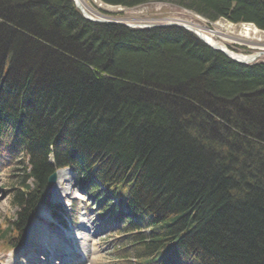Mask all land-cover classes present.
<instances>
[{"label": "trees", "instance_id": "trees-1", "mask_svg": "<svg viewBox=\"0 0 264 264\" xmlns=\"http://www.w3.org/2000/svg\"><path fill=\"white\" fill-rule=\"evenodd\" d=\"M100 1L264 30V0ZM0 158L20 179L0 249L21 244L49 205V175L69 167L114 207L122 264H264V62H235L183 28L0 0Z\"/></svg>", "mask_w": 264, "mask_h": 264}, {"label": "rangeland", "instance_id": "rangeland-1", "mask_svg": "<svg viewBox=\"0 0 264 264\" xmlns=\"http://www.w3.org/2000/svg\"><path fill=\"white\" fill-rule=\"evenodd\" d=\"M85 1L92 10H90L91 12L120 22L148 24L167 22L166 20L169 18H181L246 39L250 44L235 41L226 43L231 44L230 48L245 55L261 52L264 49L252 44L254 42L264 44V30L255 27L253 23L239 22L235 24L222 18L210 21L190 9L169 2L152 1L133 7H123L105 4L99 0ZM262 61H264V51L254 59L252 64ZM12 167H0V225H6V220L12 223L18 216V210L11 205L10 199L11 190L13 187L19 186L18 180L20 179L16 175L19 174V171H12ZM58 177H60V180L57 178L58 185L51 187V200L64 207L66 217L64 225H57V220L50 214L51 218L42 220L46 225L49 221L53 222L51 227H47L48 241L43 240V242L40 238L35 239L29 233L25 244L19 249L11 250L9 253L0 252V264H8L12 258H15L13 264H118L109 248V240L113 232L110 221L105 218L106 214L101 218L90 208L94 202H91V198L86 197L79 189L70 171L62 169L58 172ZM57 195H61L62 198H58ZM44 210L48 214V211ZM39 214L41 215L40 212ZM67 232L73 237H67ZM30 242L32 244L28 245ZM39 245L49 246L53 251L70 248L71 253L63 260L64 256L60 255L61 252L57 253L58 256H49L47 249L42 248L43 251Z\"/></svg>", "mask_w": 264, "mask_h": 264}, {"label": "bare ground", "instance_id": "bare-ground-1", "mask_svg": "<svg viewBox=\"0 0 264 264\" xmlns=\"http://www.w3.org/2000/svg\"><path fill=\"white\" fill-rule=\"evenodd\" d=\"M76 1H78V3H80V5H82L83 8L86 11H88V13H90L89 11L91 9H90V7L88 6V4L86 3L85 0H76ZM166 21H168V22H175V23H179L181 25L187 26L190 30L193 31V34H195L199 39H200V37L202 39H204V41L208 44V46L210 48H212L213 50L219 51V52H220V50L221 51H225V50L227 51L228 50L227 49V45L228 44H226L227 41H235V42H242L244 44H250L249 41H247L246 39H244L242 37H239V36H236V35H230V34H227L225 32H222L220 30H217V29L214 30V29H211L210 27H207V26H204V25H201V24H198V23H194L192 21L183 20L181 18H169ZM252 44L254 46L264 48V44H260L258 42H254ZM263 51H264V49H263ZM263 51H261V52L260 51H257V52L259 54H261ZM230 54L231 55H234L236 57L244 58V59H249L252 56H254V55L245 56L241 52L232 51V50L230 51ZM66 171H68V170H66ZM67 173H69V172H67ZM57 178H58V180H60V177H58V173H57ZM58 180H57V183L55 184V187L58 185V182H59ZM57 197L58 198H62L61 195H59V196L57 195ZM44 209L45 208H43V207H40L39 208V212L41 213V215L40 214L39 215H40L41 218L46 219V218H48L49 215L45 212ZM29 233L32 234L31 236L41 238L44 241H47L48 240L47 237H48L49 232L47 230L46 224L44 222H42V221H35L34 223H32L31 227L28 230V234ZM67 234H69V233H67ZM70 235L72 236V234H70ZM65 257H69V256H64V258Z\"/></svg>", "mask_w": 264, "mask_h": 264}, {"label": "water", "instance_id": "water-1", "mask_svg": "<svg viewBox=\"0 0 264 264\" xmlns=\"http://www.w3.org/2000/svg\"><path fill=\"white\" fill-rule=\"evenodd\" d=\"M74 5L76 6V8L80 11V13L83 15V17L87 20H90V21H93V22H99V23H104V22H112V23H118V24H122L124 26H127V27H139V28H154V27H165V26H169V25H174V26H178V27H181L183 29H189L187 26L185 25H181L179 23H175V22H163V23H152V24H130V23H124V22H120V21H117V20H114V19H111V18H107L105 16H101L99 14H94L96 17H93L90 13H88V11H86L82 5H80V3H78V1L76 0H72ZM200 39L205 43L207 44L204 39H202L200 37ZM208 45V44H207ZM219 50V49H218ZM225 56H227L228 58L236 61V62H239V63H250L252 60H254L258 54L252 56L251 58L249 59H244V58H240V57H236L234 55H231L230 53H226L224 51H221ZM56 180V173H52L50 175V177L48 178V183L51 184V183H54Z\"/></svg>", "mask_w": 264, "mask_h": 264}]
</instances>
